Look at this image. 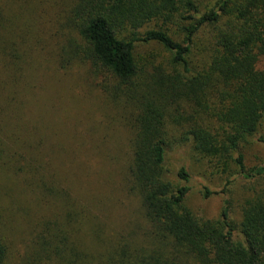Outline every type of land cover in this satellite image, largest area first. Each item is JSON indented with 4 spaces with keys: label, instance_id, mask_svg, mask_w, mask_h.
I'll return each instance as SVG.
<instances>
[{
    "label": "trees",
    "instance_id": "obj_1",
    "mask_svg": "<svg viewBox=\"0 0 264 264\" xmlns=\"http://www.w3.org/2000/svg\"><path fill=\"white\" fill-rule=\"evenodd\" d=\"M11 23L0 10V67L10 71L9 77L0 73V97L8 87L17 92L14 77L22 61L18 39L7 35ZM66 25L76 37L60 48L62 67L73 60L89 63L113 82L106 92L132 108L126 189L140 200L145 228L138 237L136 229L105 241L97 226L86 240L76 239L74 228L89 221L83 207L57 186L42 153L30 150L33 144L11 149L0 130V168L22 176L20 185L38 206L54 198L55 208L66 212L35 229L39 260L56 250L69 253L66 264H264V193L247 202L239 224L227 205L218 220L204 221L185 206L191 191L186 168L177 173L180 184L167 169V156L188 146L220 175L232 176L235 166L246 180L264 176V166L246 170L242 154L260 135L264 118V0H219L205 12L198 0H72ZM207 28L214 40L201 56L196 41ZM139 44H157L167 57L138 61ZM7 96L0 102L1 118L4 105L19 113L16 96ZM258 141L264 144V137ZM71 242L115 243L95 256ZM9 254L0 235V264Z\"/></svg>",
    "mask_w": 264,
    "mask_h": 264
},
{
    "label": "rangeland",
    "instance_id": "obj_2",
    "mask_svg": "<svg viewBox=\"0 0 264 264\" xmlns=\"http://www.w3.org/2000/svg\"><path fill=\"white\" fill-rule=\"evenodd\" d=\"M218 1L198 0L204 12ZM71 3L72 0H0V10L12 22L7 35L18 39V55L22 56L14 77L18 78L17 92L8 87L0 97L2 102L9 93L16 96L19 113L17 107L4 105L7 111L0 117V130L11 149L33 144L30 150L42 153L57 186L83 207L84 222L89 221L74 228L76 239L86 240L91 227L97 226L103 229L105 241L136 229L140 231L138 237L145 220L139 198L126 189L132 161V108L125 99L116 100L106 92L113 82L89 63L73 60L62 67L60 48L70 36L76 37L66 25ZM213 40L214 31L207 28L196 41L197 53L207 54ZM135 55L138 61L153 58L158 62L167 57L157 44H139ZM0 73L9 77L10 71L0 67ZM25 125H30L26 132ZM259 134L242 150L246 170L264 166V144L258 141L264 137V118ZM27 138L29 143L18 142H26ZM182 167L191 178L185 206L204 221L218 220L227 205L231 219L239 224L247 202L264 193V176L246 180L237 176L235 166L232 176L220 175L188 146L176 148L167 156L172 182L180 184L177 173ZM21 180L22 176L7 175L0 168V235L10 252L6 264H66L69 253L57 255L56 250L49 259L40 261V242H33L35 229L40 231L37 226L54 221L56 214L64 216V208L58 211L54 198L52 204L38 206L36 196L20 185ZM71 243L96 256L115 242Z\"/></svg>",
    "mask_w": 264,
    "mask_h": 264
}]
</instances>
